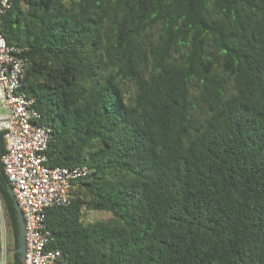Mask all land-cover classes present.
I'll list each match as a JSON object with an SVG mask.
<instances>
[{"label":"trees","instance_id":"1","mask_svg":"<svg viewBox=\"0 0 264 264\" xmlns=\"http://www.w3.org/2000/svg\"><path fill=\"white\" fill-rule=\"evenodd\" d=\"M0 32L48 166L89 169L45 212L56 264H264V0H13Z\"/></svg>","mask_w":264,"mask_h":264},{"label":"built area","instance_id":"2","mask_svg":"<svg viewBox=\"0 0 264 264\" xmlns=\"http://www.w3.org/2000/svg\"><path fill=\"white\" fill-rule=\"evenodd\" d=\"M13 0H0V17ZM25 51L9 46L0 32V133L5 144L0 163L24 224V264H56L63 253L51 249L52 233L45 225L48 208L66 206L79 179L89 174L85 165L73 168L48 166L51 127L41 123L35 99L21 90ZM5 211L0 205V264H7Z\"/></svg>","mask_w":264,"mask_h":264},{"label":"water","instance_id":"3","mask_svg":"<svg viewBox=\"0 0 264 264\" xmlns=\"http://www.w3.org/2000/svg\"><path fill=\"white\" fill-rule=\"evenodd\" d=\"M5 187H6V193L10 197H13V194H12V191H11V188H10L8 182L5 183ZM14 209L16 212V221H17V225H18V236H17V243L18 244H17L16 249H13L10 251H11V253H16L21 264H24V259H25L24 224H23L21 212H20L15 201H14Z\"/></svg>","mask_w":264,"mask_h":264},{"label":"rangeland","instance_id":"4","mask_svg":"<svg viewBox=\"0 0 264 264\" xmlns=\"http://www.w3.org/2000/svg\"><path fill=\"white\" fill-rule=\"evenodd\" d=\"M0 205H1V208L3 209V206H2V203H1V200H0ZM111 218V215L107 212H104V211H98V212H94V211H87L84 213V216L82 217V221L86 224V223H95V222H107L109 219ZM6 219V217H5ZM5 225L6 226V247L7 249L9 250L7 252L8 254V262L7 264L9 263V259H11V238H10V233H9V226H8V223H7V219L5 220Z\"/></svg>","mask_w":264,"mask_h":264},{"label":"crops","instance_id":"5","mask_svg":"<svg viewBox=\"0 0 264 264\" xmlns=\"http://www.w3.org/2000/svg\"><path fill=\"white\" fill-rule=\"evenodd\" d=\"M83 216H84V214H83Z\"/></svg>","mask_w":264,"mask_h":264}]
</instances>
